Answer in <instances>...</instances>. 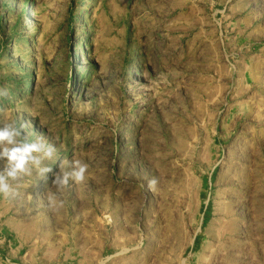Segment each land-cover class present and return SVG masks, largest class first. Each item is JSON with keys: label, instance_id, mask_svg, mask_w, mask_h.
Returning a JSON list of instances; mask_svg holds the SVG:
<instances>
[{"label": "rangeland", "instance_id": "obj_1", "mask_svg": "<svg viewBox=\"0 0 264 264\" xmlns=\"http://www.w3.org/2000/svg\"><path fill=\"white\" fill-rule=\"evenodd\" d=\"M0 88L89 165L0 197L4 264H264V0H0Z\"/></svg>", "mask_w": 264, "mask_h": 264}, {"label": "clouds", "instance_id": "obj_2", "mask_svg": "<svg viewBox=\"0 0 264 264\" xmlns=\"http://www.w3.org/2000/svg\"><path fill=\"white\" fill-rule=\"evenodd\" d=\"M8 90L0 88V97H6ZM29 123H20L14 118L0 119V197L16 202L22 197L21 188L26 178L36 176L47 179L52 167L47 162L60 160L58 137L51 140L43 135L31 139L25 131ZM89 165L81 159L60 160L59 171L54 173L52 187L57 191L66 189L70 182L81 184L87 179ZM155 179L149 181V187L155 185ZM50 204L57 205L55 194L48 197ZM62 206V202H59ZM0 264H4L0 261ZM10 264V261L8 262Z\"/></svg>", "mask_w": 264, "mask_h": 264}, {"label": "bare ground", "instance_id": "obj_3", "mask_svg": "<svg viewBox=\"0 0 264 264\" xmlns=\"http://www.w3.org/2000/svg\"><path fill=\"white\" fill-rule=\"evenodd\" d=\"M225 216H226L225 218L228 219V222L227 221H226V223L224 222L223 223V226H226V231L231 234V232L228 231V226H231L233 224V213H232V211L228 210L225 213ZM229 238H230V236H229ZM223 246L228 250L227 254L229 256H231V257L233 256V252L234 251L235 252H240L241 251L240 246L238 244L234 243L232 240L227 241ZM197 261L198 262H203V263H206L207 262L205 260V257L202 256V255L201 256H198ZM183 263L184 262H181V263L179 262V264H183Z\"/></svg>", "mask_w": 264, "mask_h": 264}]
</instances>
